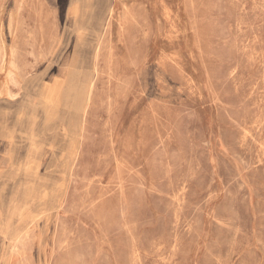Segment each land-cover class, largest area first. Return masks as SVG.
I'll list each match as a JSON object with an SVG mask.
<instances>
[{
  "label": "rangeland",
  "instance_id": "obj_1",
  "mask_svg": "<svg viewBox=\"0 0 264 264\" xmlns=\"http://www.w3.org/2000/svg\"><path fill=\"white\" fill-rule=\"evenodd\" d=\"M0 219V264H264V0H0Z\"/></svg>",
  "mask_w": 264,
  "mask_h": 264
},
{
  "label": "bare ground",
  "instance_id": "obj_2",
  "mask_svg": "<svg viewBox=\"0 0 264 264\" xmlns=\"http://www.w3.org/2000/svg\"><path fill=\"white\" fill-rule=\"evenodd\" d=\"M100 2V1H99ZM100 6V5H99ZM111 12V11H110ZM104 28V27H103ZM78 54V53H77ZM83 54V53H82ZM81 56V55H80ZM31 79V78H30ZM29 80V79H28ZM28 80H26L25 82H24V84L28 81ZM23 84V85H24ZM22 90H23V86H22ZM0 221H1V219H0ZM16 240V239H15ZM10 253V252H9Z\"/></svg>",
  "mask_w": 264,
  "mask_h": 264
}]
</instances>
